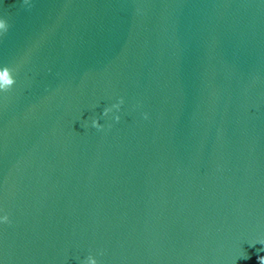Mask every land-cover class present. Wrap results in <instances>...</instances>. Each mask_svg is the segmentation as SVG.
I'll return each mask as SVG.
<instances>
[{"label":"water","instance_id":"water-1","mask_svg":"<svg viewBox=\"0 0 264 264\" xmlns=\"http://www.w3.org/2000/svg\"><path fill=\"white\" fill-rule=\"evenodd\" d=\"M0 264H264V0H0Z\"/></svg>","mask_w":264,"mask_h":264}]
</instances>
